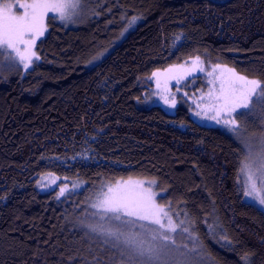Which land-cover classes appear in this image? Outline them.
Here are the masks:
<instances>
[{
  "label": "trees",
  "instance_id": "1",
  "mask_svg": "<svg viewBox=\"0 0 264 264\" xmlns=\"http://www.w3.org/2000/svg\"><path fill=\"white\" fill-rule=\"evenodd\" d=\"M93 6L76 26L48 15L35 45L39 59L29 68L0 64V264H120L118 252L82 220L93 216L88 201L99 186L123 177L155 179L159 200L192 222L201 246L189 251L191 240H182L187 249L178 240L173 262L244 264L248 253L251 264H264V210L243 199L239 142L195 120L184 101L164 108L144 97L153 72L196 56L264 80L251 71L264 68V0ZM179 31L185 41L170 50ZM92 137L98 162L63 168L42 160L75 153ZM46 172L84 185L58 199L56 186L35 185ZM225 235L231 245L220 240Z\"/></svg>",
  "mask_w": 264,
  "mask_h": 264
},
{
  "label": "snow or ice",
  "instance_id": "2",
  "mask_svg": "<svg viewBox=\"0 0 264 264\" xmlns=\"http://www.w3.org/2000/svg\"><path fill=\"white\" fill-rule=\"evenodd\" d=\"M85 2L86 0H0V53L6 54L13 61L18 60L25 69L29 68L33 57L39 59L32 49L36 40L47 30L45 19L48 14L56 13L61 21H72ZM17 9L23 11L18 12ZM202 65L201 57L196 56L187 69L183 64L173 65L163 73L159 70L153 72L152 76L157 78V86L160 87V77L163 75V91L168 92L169 80L180 84L181 80L196 69L203 72L205 69ZM178 69L183 72H178ZM211 69L207 73L211 77L208 83L212 85L206 94L208 103L196 115L223 123L230 126L232 131H237L240 126L233 113L238 109H247L251 113L256 106L264 108V80L242 75L219 63L212 65ZM251 71L264 74V68H253ZM162 99L171 107L176 106L174 96L171 100L166 95ZM197 107L201 105L198 104ZM209 111L214 115H208ZM245 147L248 149V156L241 167L246 175L243 195L251 198L254 204L264 210V147L255 155L247 141ZM156 184L155 179L131 178L106 183L91 205L96 210L92 215L98 216L100 222L86 227L91 233L105 237L104 243L118 252L120 264H169L167 258L179 251L174 238L178 230L187 234L191 240L193 247L189 251H196L201 246L193 229L185 226L192 222H177L171 211V204L157 202L158 193L153 191ZM66 191L67 186L61 187L57 198ZM209 229L215 232L211 225ZM220 240L228 245L232 243L226 235L221 236ZM183 248L187 249L188 245H183ZM241 259L244 264H251L248 253Z\"/></svg>",
  "mask_w": 264,
  "mask_h": 264
},
{
  "label": "rangeland",
  "instance_id": "3",
  "mask_svg": "<svg viewBox=\"0 0 264 264\" xmlns=\"http://www.w3.org/2000/svg\"><path fill=\"white\" fill-rule=\"evenodd\" d=\"M93 3H94V0H86V2L82 6V10L79 11L78 15L75 16L72 21H61L59 19L58 14L56 13H49L48 15L54 16L57 21H59L65 26H76L78 24H81L88 16L95 13ZM17 11L22 12L23 10L17 9ZM134 21H135V18H132L131 21L128 23L129 24L128 27L133 26L132 23ZM45 24H46V19H45ZM41 37H39L38 39H40ZM184 41H185L184 32L179 31L173 34L169 42V46H170L169 49L175 50ZM32 51L35 52V46L32 49ZM8 60H11V59H9L6 54L0 53V64L2 63V61H8ZM34 60H35V57L32 58V63L34 62ZM193 60L194 59L185 60L178 65L183 64L185 65V69H187L191 66ZM14 63L23 71L25 70L23 64L19 63L18 60L14 61ZM32 63L30 64V66L32 65ZM214 64H217V63H206L203 61L202 66L204 67L205 70L201 72L199 71V69H196L195 71L191 73V75H188L183 80H181L180 84H177L175 80H169L168 81V88H169L168 92L163 91L165 77L163 75L160 77L161 86L158 87L157 78L153 77L151 74L147 80L148 85L144 93V97H145L147 104H158L164 108H169L171 107L170 104L165 103L164 99H162V96H165V95L168 96L169 100H171L174 96L176 103H178L179 101H184L187 103L190 109L191 115L195 120L199 122H206V121L213 122L216 125H218L220 128H222L223 130L231 134L239 142L241 146L240 156H239V182L242 186V192H243V185L246 179V175L244 172L241 171V167H242V163L245 162L246 156H248V149L245 147V142L247 141L248 143L251 144L252 153L254 155L259 153L261 151V148L264 147V144H262V141H264V108H262L261 106H256L251 111V113H249L247 109H238L236 113H233V116L236 118L240 126L237 129V131H232L230 126L225 125L223 123H217L215 120L207 119L204 116H197L196 113L202 112L204 110V106H206L208 103V97L206 94L208 93L209 89L212 88V85L208 83L211 77H209L207 73L212 70L211 66ZM170 66H173V65H170ZM170 66L160 69L159 71L163 73L164 70L169 68ZM177 71L181 73L183 72L182 69H178ZM217 87H218V84H217ZM177 88H179L180 90L177 91L176 90ZM201 97H203V100L201 99ZM198 104L201 105V107H197ZM241 113H244V114L242 115ZM208 115H214V113L209 111ZM169 124L176 126L182 130H186L188 128V125L184 122H176L172 120L169 122ZM94 140H95L94 137L90 138L82 147H80V149H78L75 153H72L70 155H62V156L50 155V156L43 157L42 160L47 162V164L49 165H59V166H63V168L65 167L69 168L70 165L74 163L75 164L76 163L89 164L92 162L93 163L98 162L102 159V155H100L99 153L95 151L94 146L92 144ZM52 175L53 174L51 173L49 174V172L41 174L40 176L36 178L35 185L43 189H48L54 186L60 189L61 187L67 186L68 191L66 192L80 190L84 185V181L81 179H76V178L67 179L66 178L65 179L66 181H65V180L59 179L56 176L54 177V175L53 176ZM129 178L133 180L153 179L149 177H123V178H118L115 181H111L109 183H115L116 181H126ZM106 183L107 182L99 186V188L93 193L92 197L89 198L88 204L90 207L92 203L95 202L97 193ZM74 185H76V187H74ZM153 191L158 193L156 197L157 202L160 204H165L159 200V196L160 194H162V192L158 190L156 186L153 187ZM243 199L245 201H248L254 204L251 198H247L243 195ZM256 206L259 207L258 205ZM91 209L96 211L92 207ZM88 215L91 217V219L90 218L86 219L84 217V219L82 220L83 222L82 225L86 228L87 231H89V229L86 227L87 225L100 222L98 219L96 222H94L95 218H93L91 214H87V216ZM174 219H176L177 222L179 220H187V218L184 216H181V217L174 216ZM185 226H189V224H186ZM89 233L91 232L89 231ZM91 234L97 235L95 233H91ZM100 237L105 240V237H102V236ZM186 237H188L187 234L183 235L182 233L179 232V230L176 234H174L176 243L178 242V240H181V242H178L181 244L182 240L185 239ZM182 244L185 245V242L183 241ZM167 259L169 260V264H183L184 262V260L181 259L180 257L175 258L176 262H173L171 257H168ZM194 264H199V263L195 261Z\"/></svg>",
  "mask_w": 264,
  "mask_h": 264
}]
</instances>
